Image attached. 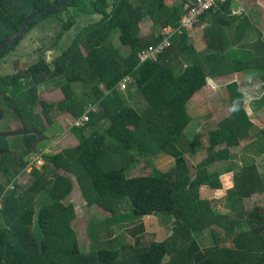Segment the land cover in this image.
Returning <instances> with one entry per match:
<instances>
[{"label":"trees","instance_id":"trees-1","mask_svg":"<svg viewBox=\"0 0 264 264\" xmlns=\"http://www.w3.org/2000/svg\"><path fill=\"white\" fill-rule=\"evenodd\" d=\"M57 1L0 0V43L30 13ZM164 1L67 0L34 16L24 32L0 51L1 60L49 17L57 26L54 47L76 25L72 44L86 50L82 57L73 45L59 47L51 60L41 57L22 72L0 76L4 121L43 135L49 113L67 112L73 116L71 132L78 141L72 148L43 157L42 167L32 168V183L22 194H16V186L9 190L0 182V264H185L188 260L192 264H264V212L258 206L246 210L244 205L252 195L264 194L263 169L253 162L239 167L233 173L232 188L220 201L200 196L201 187L218 189L217 178L234 171L231 165L224 172L210 167L218 161L231 162L230 150L254 127L240 86L236 82L227 86L229 114L208 131L207 155L193 166L186 154L194 155L195 140L184 138L193 122L187 104L205 78L252 72L264 89V38L259 35L254 42L240 43L249 25L246 10L242 16H233L231 10L240 5L225 0L199 16L196 26L206 25L203 30L209 41L206 52H197L188 42V32L179 27L181 5L167 7ZM91 16L96 19L79 26ZM146 17L173 32L166 35L170 47L155 59L139 61V51L163 39L161 32L155 43L138 35V24ZM207 17L209 26L204 23ZM115 34L128 54L122 55L113 45ZM180 56L188 64L176 70ZM125 77L131 82L121 89ZM51 82H58L63 94L57 105L43 102L38 95V86ZM138 97L144 105L137 104ZM40 105L44 110L35 112ZM250 107L254 112L264 108V90ZM84 115L88 121L75 126ZM260 134L259 151L264 153V128ZM20 137L25 149L18 154L11 177L25 171L24 158L33 153L32 143L38 138L34 134ZM217 146L223 148L218 151ZM0 151H9L7 139L1 137ZM158 156L171 158L172 166L166 171L154 168L148 175L126 176L131 164L153 163ZM58 171L75 179L88 207L96 205L110 213L106 224L155 216L159 225L168 228V243L153 239L144 223L138 222L128 229L130 246L121 247L113 240L109 246L82 254L70 226L76 218L74 205L67 202L72 181L57 175ZM122 202L128 210L118 215ZM219 203L226 213L217 207ZM205 232L212 243L201 247L199 240ZM168 252L172 255L166 260Z\"/></svg>","mask_w":264,"mask_h":264},{"label":"rangeland","instance_id":"rangeland-1","mask_svg":"<svg viewBox=\"0 0 264 264\" xmlns=\"http://www.w3.org/2000/svg\"><path fill=\"white\" fill-rule=\"evenodd\" d=\"M245 1L246 0H242L241 2L244 3ZM248 2L252 3L254 11L258 13L256 22L253 25L255 27V30H252L251 37L248 41L249 43H251L254 42L259 35L260 38H264V7L254 5L251 1ZM245 6L248 7V5L244 4L243 8ZM68 11L70 12V9H68ZM91 17L87 19L88 22H86L85 24L81 19H77V21L79 22L82 21V24L80 22L79 26L81 27L82 25L91 23L93 21V18ZM50 18L52 19V17H49V19L40 22V26L38 25L34 28L33 31L25 35L20 44L13 51H11L8 56L0 60V76L16 73L17 71L22 72L26 69L27 66L31 65L41 57H46L48 60H51L58 53L59 47L62 48L63 46L66 47L68 45H73L72 41L74 36L76 35V25L63 35L62 39L59 42L60 46H53L56 41H54L53 39L57 30V26H55L56 24L53 23V21L55 20L52 19V21ZM111 41L115 46L118 44L120 45L117 34L111 37ZM49 43L50 45H48L49 48L47 47L48 50L46 53L44 51L46 48L45 46H47V44ZM73 47L82 57L86 55V50L82 45L75 44L73 45ZM118 48L120 53H125L127 51L126 47L121 46ZM123 48H125V50H123ZM207 50L208 49L206 46L204 47L202 52H206ZM187 64V59L184 56H180V58L176 61L174 67L176 70H180ZM230 76L231 77L220 79L217 85L202 84L198 92H196L192 96L189 103L187 104V112L191 116L193 122L184 132V138H186V140H195L193 147H195L196 149L194 155L191 156L186 154L187 160L191 166L201 161L207 155L206 148L208 146V131L216 128L218 123L229 114L230 102L227 86L230 83L236 82L240 86V90L245 93V108L251 118V121L254 123V127L251 128L249 136L246 139L242 140L237 147H234L230 150L232 159L230 160L231 162L218 161L212 167H210V169L212 170L224 172V170L227 169L229 165H231L234 171H232V173H223L217 178L219 187L218 189H210L206 187L200 190V196L209 200L219 199L220 201L222 197H225L227 190H230L233 186V173L238 171V168L245 165L246 163L248 164L249 162H253L255 164H258L260 166V169H263L261 173H264V153H260L259 151V142L262 141L260 130L264 128V108L260 109L257 112H254L250 107L251 101L259 98L261 96V93L263 92L261 90L262 86L260 79L252 72L236 73L231 74ZM38 95L42 100L47 99L54 105H57L58 101L63 99V94L60 91L58 82H51V84L47 83L38 86ZM42 110H44V105L38 106L35 109V112L40 113ZM71 121H74V119H70V122L68 124H70ZM45 125V122H43L44 127ZM18 129L19 125L15 122L9 121V123H4L3 120L0 123V130L2 132H13L17 131ZM68 132V136L65 137L64 135V138L62 137V139L64 140L59 141L58 139V144L55 146L57 150L72 148L76 145L77 140L75 135L70 131ZM20 138L16 137L6 139L7 143L10 144L11 147L13 146L12 144L15 143H17V147H19L21 144L23 145ZM46 141L49 142L51 140L48 139ZM221 148H223V146H217L216 150L219 151ZM24 149H22V151ZM56 152L57 151H54V153L50 152L49 154H57L58 152ZM16 157H18V155ZM36 160L37 159L35 158L30 159L31 163L29 162L27 164V167H29L30 164H34ZM172 164L173 160L171 158L167 156H158L153 161V163L141 161L131 164L126 171V176L134 177L148 175L154 168H157L161 171H166L172 166ZM33 166L35 168H39L38 165L34 164ZM27 170L29 171L30 169L27 168ZM57 175L65 176L72 181L73 189L71 195L67 199V202L74 205L76 218L70 226L75 233L79 251L82 254L86 255L92 250L101 249L104 246H109L111 241L113 240H115V243H117L121 247L126 248V246H130L132 244V239L128 233V229L133 227L138 222L144 223L145 231L149 235H152L153 239L162 241L165 244L168 243V228L166 226L159 225V222L155 216L144 217L135 221L123 222L118 225L110 226L106 224L108 219L111 217L110 213L106 212L96 205L88 207L84 203L75 179L72 176L67 175L62 171H58ZM25 183L26 185L28 184L27 186H29L32 183V177L23 175V177H21L20 184L22 187H24V189H26L27 187ZM16 194L20 195L22 194V191H18L16 192ZM244 205L246 210H250L251 208L258 206L262 209V212H264V194L256 193L252 195V197L244 201ZM217 207L220 208L222 212H227V210L222 207L221 203H219ZM127 210L128 206L125 202L118 204V215L125 214ZM108 232H111V234L109 235ZM199 243L201 247L211 244L212 239L210 234L205 232L200 238ZM171 255L172 254L168 252L165 259H169ZM185 264L192 263L190 262V260H188V263Z\"/></svg>","mask_w":264,"mask_h":264},{"label":"crops","instance_id":"crops-1","mask_svg":"<svg viewBox=\"0 0 264 264\" xmlns=\"http://www.w3.org/2000/svg\"><path fill=\"white\" fill-rule=\"evenodd\" d=\"M181 1L182 0H165L164 4L167 7H171V6H175V5L179 6V5H181ZM233 1H234L235 5H240V6H244V4L248 5V7L245 6L244 8L246 10L245 17L247 16L249 25L246 28V32L244 34V39L240 41V43H246L249 41V39L251 37L252 30L253 29L255 30V27L253 25L256 22V17H258V13H256L254 11L252 3L248 2V1L253 2L254 5H259L260 7L261 6L264 7V0H246L244 3L241 2L242 0H233ZM91 18H93V21L96 19L94 16ZM204 23H207L208 26L210 25V20L208 17L205 19ZM166 28H168V27H166ZM166 28H161L158 24H154L153 21L151 20V18L146 17V18H143V20L141 22H139V24H138V35L141 38H143L144 40L151 41V42L155 43L156 39H157L156 37L157 36L159 37V33L163 29H166ZM233 28H234L233 26H231V28H228V31L230 32V36L233 35L232 34ZM203 29L204 28H202L201 26H195L191 31L188 32V38H189L188 42L194 46V48L196 49L197 52H202L204 47L207 46V41H209V40H207V37H205V30H203ZM119 43H120V41H119ZM121 46L122 45L120 43V45L118 44L115 47L118 48ZM118 50H119V48H118ZM123 50H125V48H123ZM121 54L122 55L128 54V49L125 53H121ZM226 77H231V76L227 75V76H221V77H215V78H205L204 84L205 85L206 84H209V85L210 84H212V85L216 84L217 85L218 81L220 79H223ZM261 86H262V84H261ZM261 90L263 91L264 89L262 88ZM261 96H262V93H261ZM138 100H139V102H137V103H139L138 104L139 106L145 104L144 100L141 97H138ZM42 101L47 103V104H52L47 99L42 100ZM59 101H61V100H59ZM52 105H54V104H52ZM49 115H50L51 119L49 122H47V123L45 122V124H46L45 129L46 130H45L44 134L41 135L44 139L39 140V138H37L36 140H39V141H38V144L36 145L35 151H33V154L24 158V162L26 163V169L23 172V174L19 173V175H17L16 177L15 176L11 177L12 174L14 173V168L16 166L15 165V161L17 160L16 156L18 154H21L20 152H22V149H24V144L23 145L19 144L20 145L19 147H17V143L12 144L13 145L12 147L10 144H8L9 145V151L8 152L0 151V182L3 184H6L7 189L11 190V188L14 189V187L16 186L18 188L17 192L23 191L24 187H22L20 184L21 177H23V175L24 176L27 175V176L31 177V175H30L31 170L34 167L33 166L34 164H30V166L27 167V164L30 162V159L35 158V159L41 161V163L43 165V161H42L43 157L51 155V154H49L50 152L54 153V151H57V152L60 151V150H57L55 148V146L58 144V139H59V141L64 140V139H62V137L64 135H65V137L68 136V134H69L68 131L71 132V129H72L71 126L72 125H71V123L70 124H68V123L70 122V119H73V116H71L67 112L58 113L57 111H53V112L49 113ZM65 125H66V128H65ZM18 130H20V129H18ZM4 132H7V131H4ZM71 133H73V132H71ZM16 137L20 138V136H16ZM16 137H11V138H16ZM48 139H50L51 141H49V142L46 141ZM76 140H77V138H76ZM77 143H78V141H76V145H77ZM42 148H43V150H42ZM41 167L42 166H39V168H37V169H40ZM27 168L30 170L28 171ZM229 173H232V172H229ZM7 177H9V179ZM25 185H26V183H25ZM9 186H11V188H9ZM202 188H206V187H201V189Z\"/></svg>","mask_w":264,"mask_h":264},{"label":"built area","instance_id":"built-area-1","mask_svg":"<svg viewBox=\"0 0 264 264\" xmlns=\"http://www.w3.org/2000/svg\"><path fill=\"white\" fill-rule=\"evenodd\" d=\"M225 0H182V15L179 19V27L185 31H191L198 23L199 16L213 11L217 7L218 2H224ZM245 10L243 7L239 6L231 10L233 16H242ZM202 28L205 26L200 25ZM169 32H173L172 28H166L161 31L163 39L156 42L153 45L147 46V48L138 52L137 56L139 61H144L146 59H155L156 54L162 52L167 47H170V40L166 36ZM131 82L129 77H125L120 83V88L125 89L126 85ZM88 121L86 115L82 116L79 121L75 122V126H81L83 122ZM35 165L41 166L42 163L36 160ZM2 210V204L0 201V212Z\"/></svg>","mask_w":264,"mask_h":264},{"label":"water","instance_id":"water-1","mask_svg":"<svg viewBox=\"0 0 264 264\" xmlns=\"http://www.w3.org/2000/svg\"><path fill=\"white\" fill-rule=\"evenodd\" d=\"M66 1L67 0H59V1L55 2L53 5H51L48 8H46V9L35 10L32 13H30L29 16L25 19V21L22 23V25L19 27V29L17 31L15 33H13L12 35H10L9 37H7L5 40H3L0 43V51L2 49H4V48L8 47L9 45H11V43L14 40H16L24 32V30L27 27L29 21H31V19L34 16H38V15H41V14H43V13L49 11V10H53V8L62 5ZM2 118H3V113L0 110V120ZM26 134H34V135H36L39 138V140L44 139L40 134L35 133V132L28 133V132H25L23 130H17V131H13V132H2V131H0V137L1 138H11V137H16V136H23V135H26ZM39 140L34 141L33 146H32V150L33 151H35L36 145H37Z\"/></svg>","mask_w":264,"mask_h":264},{"label":"flooded vegetation","instance_id":"flooded-vegetation-1","mask_svg":"<svg viewBox=\"0 0 264 264\" xmlns=\"http://www.w3.org/2000/svg\"><path fill=\"white\" fill-rule=\"evenodd\" d=\"M53 40L55 41L56 38L54 37ZM48 45H50V43L47 44V46H45V47H46L45 50L43 49L46 53H47V50H48V48H49ZM47 47H48V48H47ZM0 110H1V108H0ZM1 111H2V110H1ZM2 113H3V112H2ZM3 119H4V115H3V118L0 120V123L3 121ZM4 123H9V121H4ZM0 131H1V130H0ZM35 141H36V140H35Z\"/></svg>","mask_w":264,"mask_h":264},{"label":"clouds","instance_id":"clouds-1","mask_svg":"<svg viewBox=\"0 0 264 264\" xmlns=\"http://www.w3.org/2000/svg\"><path fill=\"white\" fill-rule=\"evenodd\" d=\"M262 94H263V92H262ZM42 166V165H41ZM9 188H11V186H9ZM11 190H13V188H11Z\"/></svg>","mask_w":264,"mask_h":264}]
</instances>
